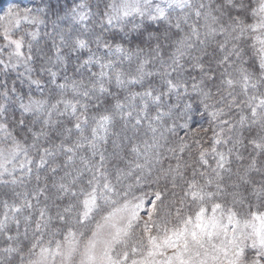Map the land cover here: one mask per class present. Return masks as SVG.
<instances>
[{
    "label": "snow or ice",
    "instance_id": "obj_1",
    "mask_svg": "<svg viewBox=\"0 0 264 264\" xmlns=\"http://www.w3.org/2000/svg\"><path fill=\"white\" fill-rule=\"evenodd\" d=\"M62 11L47 0L39 14L0 17V72L22 67L28 84H0V186H11L0 264H264V0H77ZM50 18L51 48L38 32L17 35ZM65 19L100 32L73 39ZM129 179L164 181L171 198L156 190L146 208Z\"/></svg>",
    "mask_w": 264,
    "mask_h": 264
},
{
    "label": "trees",
    "instance_id": "obj_2",
    "mask_svg": "<svg viewBox=\"0 0 264 264\" xmlns=\"http://www.w3.org/2000/svg\"><path fill=\"white\" fill-rule=\"evenodd\" d=\"M37 1V2H36ZM23 0V1H17V0H12V3L17 4L19 3L22 7V10H31L32 14H38L39 13V9L44 8L45 7V3L47 2V0ZM69 0H60V6L61 8H63V10L65 11L66 8H70V4L68 2ZM22 2V3H21ZM38 3V4H36ZM2 6V5H1ZM95 10V9H94ZM64 11L61 12V15L63 16ZM60 23V26L62 28H72L73 31L69 34L73 39L76 38L77 35H79V38L86 39V40H92V39H88V38H93V40L95 39V34H98L100 32V29L97 25H95L94 22L89 21L87 22V25H83V24H73L71 22L70 19H65L64 21L58 22ZM147 23V22H146ZM26 26V28H24ZM150 27L152 29H155L157 27H159V25L156 24H151ZM37 28L39 29V36L37 38V41L34 42L35 44H38V46L41 47H45L46 49L51 48L52 46V41L49 38V36L47 35V33H51L52 32V24H51V18L48 20V22L46 24H39V25H30V24H26V23H22L20 29H22L21 31L23 32L24 29H30V30H35L37 31ZM18 31V34L22 32ZM93 36V37H92ZM94 43H92L90 45L91 48H94ZM96 46V45H95ZM106 51L105 49L101 48L99 49ZM209 51H211V49H209ZM88 50L84 49V50H80V52L78 53V55L81 58V62L85 59H87L88 56ZM207 59V58H206ZM72 63L75 64L76 63V59H75V55H73L72 57ZM97 69L96 67H91V71L95 72L94 70ZM72 70V66L70 65L69 67V73H71ZM88 69H85L84 71H87ZM98 71V69H97ZM19 72V71H18ZM198 73V70H192V75H196ZM18 77V73L16 71L14 72H10L9 74H7L6 77V83L9 87L15 86L18 90H20L21 92L27 93L28 92V84L25 82L24 84L20 83V80L17 78ZM4 78V75H3ZM158 80V78H155ZM33 88V92L34 94H39L38 90L35 89V86H32ZM139 90V89H137ZM169 103H173L175 102V97L173 96L169 101ZM13 117L15 118H20V110L18 108V106L13 105L10 109V114H9V121L13 120ZM200 123L203 124L204 127H208V123H207V119H204L203 121H200ZM200 125H194L193 127H199ZM9 128L10 130L13 131V134H18L17 130L14 128V124L10 123L9 124ZM179 136L184 137L185 136V131L184 130H179ZM211 137V132L208 133V135L205 137V146H207V141L209 140V138ZM59 142V141H57ZM250 150V149H249ZM33 155H35V153H33ZM245 155H247V152H245ZM185 158L187 159V154H185ZM171 162V163H175V161H166L164 166L167 167V163ZM35 172V169H34ZM41 176L43 177L44 175L48 174L47 173V168H45L44 170H41L40 172ZM254 179L259 180L260 176L258 174H253ZM131 182H134V180L129 179ZM128 180L124 181L127 182ZM36 181L34 179V176L31 180V183H29L27 185V189L30 190L34 185H35ZM43 183V181H41V184ZM127 184V183H125ZM31 187V188H29ZM167 188L168 191L165 193V199H170L171 198V185L170 184H165L164 181H160L159 185H157L156 183L153 182H149V183H142L139 185H136L133 187L132 191H131V195H135L137 197L139 196H144L145 199V206L146 204L148 205V201L150 199H152V193L156 190H161L164 191V189ZM11 189L10 186L8 187H4V186H0V194L5 193L4 191L7 190L6 193L9 192V190ZM20 189V188H19ZM25 190V189H23ZM177 192H179V189H176ZM5 198V197H4ZM41 199H43V197H41ZM253 202L255 203V200L253 199ZM1 242V241H0ZM12 264H18V259L17 260H13Z\"/></svg>",
    "mask_w": 264,
    "mask_h": 264
},
{
    "label": "rangeland",
    "instance_id": "obj_3",
    "mask_svg": "<svg viewBox=\"0 0 264 264\" xmlns=\"http://www.w3.org/2000/svg\"><path fill=\"white\" fill-rule=\"evenodd\" d=\"M17 1H19V0H17ZM20 1H23V0H20ZM34 1H36V0H34ZM42 1V0H41ZM37 2V1H36ZM69 2V4H70V7H73V6H75V3L77 2V0H69L68 1ZM22 3V2H21ZM36 4H38V3H36ZM2 5V6H1ZM22 7L23 6H21L19 3H17V4H14V3H12V0H0V17H3V16H5L8 12H9V10H15V11H19V12H21V13H24L25 12V10H22ZM67 9L68 8H66L65 9V11H67ZM39 14V13H38ZM24 28H26V26L24 27ZM22 29H19V31H21ZM33 31H35V30H30V29H24V31L22 32V34L21 33H19L18 34V32H17V35H23V34H25V33H27V32H33ZM35 32H38L39 33V29L37 28V31H35ZM93 37V36H92ZM25 38L26 39H28V37L27 36H25ZM84 38H86V37H84ZM83 38V39H84ZM88 39H92L93 40V38H88ZM86 40V39H85ZM5 42L3 41V39L2 38H0V47H2L3 46V44H4ZM92 50L93 51H96L97 52V54L98 55H103L104 53H105V51H103V50H97V48H96V46L94 45V48H92ZM8 51H10V49H8V50H5L4 52H0V58H6L7 57V52ZM23 51H25V52H27V48H25V49H23ZM90 53H88V55H89ZM87 58H88V56H87ZM125 65H127V62H125ZM91 67H96L97 69H98V71H99V66H91ZM97 69H95L94 71L95 72H98L97 71ZM22 72L23 71V68L21 67V68H19V69H17L16 70V72L17 73H19V72ZM10 72H14V71H9L8 72V74L10 73ZM3 75H4V78H3ZM6 77H7V75H5L3 72H0V84H3V83H6ZM2 136H3V134L2 133H0V138H2ZM125 183H127V184H134V182H131L130 180H128L127 182H125ZM134 186H135V184H134ZM11 187V186H10ZM29 188H31V187H29ZM18 191H21V190H23V188H18L17 189ZM5 193L7 192V190H5L4 191ZM8 194L10 195L11 194V189L9 190V192H8ZM2 198H4V196L3 195H0V199H2ZM149 205H147L146 204V208L148 207ZM141 215L143 216L144 214H143V212L141 213ZM145 219H146V216L144 217ZM0 247H3L4 246V243H3V240H2V238H0Z\"/></svg>",
    "mask_w": 264,
    "mask_h": 264
}]
</instances>
